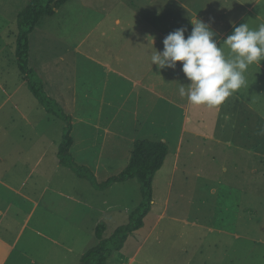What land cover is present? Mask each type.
Here are the masks:
<instances>
[{
  "label": "rangeland",
  "instance_id": "1",
  "mask_svg": "<svg viewBox=\"0 0 264 264\" xmlns=\"http://www.w3.org/2000/svg\"><path fill=\"white\" fill-rule=\"evenodd\" d=\"M246 1L69 0L54 15L43 16L31 33L30 65L46 82L50 73L53 79V73L37 65L41 60L56 64L64 72L66 84L73 83L79 94L80 105H62L76 122L72 131L77 140L76 154L86 135L92 141L97 140L95 146L101 145L103 150L114 145L110 154L113 158L108 155L110 152H101V159L95 156L87 160V155L84 158L78 155V163L92 168L100 163V169L95 167L99 181L118 174L128 164L136 140L168 138L169 153L154 178L152 210L144 226L127 239L124 255L116 251L109 264L127 260L139 247L138 264H264V119L261 116H264V79L258 77L254 82L258 94L249 89L252 86L248 88L255 95L253 98L248 93L251 105L213 108L194 105L182 130L183 109L155 105L151 93L142 85L135 86L118 74L123 72L141 83L155 85L158 91L187 104V97L179 95L180 84L186 87L189 83L181 71V62H177L175 69L158 70L151 65V55L163 50L167 36L164 29L169 23L174 30L192 28L186 24L190 15H186L185 25L176 15L183 12L181 5H193L195 11H204L213 23H218L219 17L227 18L229 25L231 17L237 18L244 10ZM248 2L240 24L247 23L255 29L264 23V0ZM258 2L263 11L255 8ZM28 3L29 0H0V155L3 157L0 176L24 184L25 192L33 197L38 178L39 185L44 180L45 196L39 199L30 217V227L20 236V246L25 245L35 227L44 235L41 245L53 249L56 244L52 238L58 236L63 226L68 228L75 223L83 236L66 240L72 242L75 252H83L97 244V223L106 224L104 236L109 237L129 221L142 200L141 185L137 179H130L97 189L71 168L59 164L58 148L66 121L46 111L29 89L17 64V19ZM172 13L176 16H171ZM171 17L176 19L171 21ZM160 34L163 35L158 37ZM253 68L254 64L248 67V74ZM261 71L255 72L256 75H262ZM67 74L69 77H64ZM46 85L50 92L56 90L50 81ZM156 99L160 103L164 101L158 96ZM100 101H104L101 104L104 114L98 111ZM155 106L158 109L153 114ZM92 115L94 122L103 125H94V131L88 135L80 117L91 119ZM151 115L157 122L152 129L156 133H149L150 126L146 125V117ZM41 132L48 136L46 145H49L42 157L31 147ZM255 144L261 145L258 152ZM106 163L110 165L104 167ZM54 189H61L66 195H58ZM68 194L96 202L98 208L99 203L108 205L110 211L99 215L89 206L78 205L77 211L83 216L76 217L71 212L72 200ZM7 198L12 203L9 220L15 219L10 235L16 237L33 203L24 202L12 193ZM49 254L53 261L54 255ZM36 255L48 257L45 251Z\"/></svg>",
  "mask_w": 264,
  "mask_h": 264
},
{
  "label": "crops",
  "instance_id": "2",
  "mask_svg": "<svg viewBox=\"0 0 264 264\" xmlns=\"http://www.w3.org/2000/svg\"><path fill=\"white\" fill-rule=\"evenodd\" d=\"M259 3L260 2L255 3V8L258 11H263L262 9L259 8V5H258ZM249 4H250V2H248V0L243 3L244 10L242 12L248 10ZM181 6L183 7V12H179L176 14L178 16V19H181L182 21H184L188 17L186 15L187 14L190 15V19L187 20V23L185 21L183 22L184 25H185V23L191 25L190 20L195 19L196 17L198 19L203 20L206 23H209L211 25L212 29L215 31V33H218L215 38L219 42H221L222 46H223V40L226 39V36H228L230 34V32L232 31V28L234 26H238V24L243 22L242 21V17H243L242 12L239 13L237 18L231 17L232 22L229 25H227L228 24L227 18H224L221 20L219 17V20H218L219 24L216 22L213 23L211 16L204 13V11H202V12L201 11H198V12L195 11L194 8H196V7H194L193 5L184 4ZM176 15H174L172 13L171 16H176ZM257 15H259V14L257 13ZM245 17L247 20L248 14ZM173 19H176V17H171V21ZM246 20H244V21H246ZM167 26H168V28L166 27L163 31L164 35H168L169 33L173 32L174 28H175V27H173L172 23H169ZM169 31H171V32H169ZM190 31H191V29L185 33L186 37ZM163 34H160L157 36L160 37ZM157 41H158V39L155 38L154 42H157ZM30 50H31V48H30ZM44 51L45 50H43V52ZM228 51L229 50L225 46L224 47L225 55L228 54ZM85 57H88L87 54H85ZM38 59H39V56H38ZM60 60H62V59L60 58ZM50 61H52V60H50ZM42 62L43 61L41 60L40 63L37 65V68H39V69L40 68H46V69L50 70L53 73V79L55 78V80H53L52 77L50 76L51 73L49 74V79L47 81H50L51 85L53 84L56 88V90L51 91V92L49 90V87H47V85H46L47 81L46 82L44 81L45 87H46L48 93L50 95L52 93H54L55 95L52 94V95H54L53 97H55V98L57 97L59 100L57 98L56 99L60 102L61 105H64V104L65 105H80V103H79L80 98H79V94L76 92V87L73 83L66 84V81H64V79H63V73L64 72L60 71L57 68L58 66L56 64L55 65H49L47 62H44V63H42ZM50 66H51V68H50ZM258 71H261V73H263V74L257 76L256 73ZM68 74L64 75V77L68 78L69 77ZM118 74H120L121 76H123L127 80H131L135 86H137V85L141 86L142 85L144 87V89H146L149 93H151L152 101L157 103L155 105H158V104L166 105V108L171 109V110H175L178 108L183 109L184 114H185V119H184V127L182 130H184L186 128V123H188V121H189V118H188L189 109L192 108L194 105H192L190 103H187L185 105L180 104L177 100H175L174 97L166 95L164 92L158 91L157 89H155V85L141 83L140 80L133 79L123 72H118ZM244 75H245V79H246L245 85L242 86L239 90L235 91L221 105H251L248 102V100H249L248 99V93L253 98L255 97V95L253 93L258 94L257 89L254 87L255 86L254 82L256 81V78H258V77H261L264 79V61H261L259 63H254L253 72L250 71V73L248 74V69H247V71L245 72ZM251 86L254 88H252ZM249 87H251V88H249ZM248 88L253 93L248 92ZM173 95H177V94H173ZM156 96H158L160 99H162L164 101H162L161 103L158 102L156 99ZM253 98H252V100H253ZM102 102L104 103V101L99 102L100 109H98V111L100 114H104L103 105H101ZM86 104H88V103L86 102ZM149 104H151V103H149ZM190 105H192V106L190 107ZM89 108H92V106H90ZM156 109H158L157 106H155L153 108V110H152L153 114H156ZM137 114L139 115V113H137ZM261 116H262V119H264V116L263 115H261ZM24 118L26 119V121L29 124L32 123L30 120H28L26 118V115ZM72 118H73V130L72 131H74L76 122L74 123V117L73 116H72ZM80 118H81L80 120H84V126L86 128L88 135H89V133L94 131V128H93L94 125H100V124L103 125L100 122H98V123L94 122L93 121L94 120L93 115L91 116V119H90V116H88L84 119L82 117H80ZM137 123H140L139 120L137 121ZM123 124L121 122V125H123ZM156 124H157V122L155 121V116L151 115V116L146 117V125L150 126L149 130L151 131V132L149 131V133H153V132L156 133V130H154V131L152 130L154 127L156 128V126H155ZM137 133H139V132L137 131ZM73 137H74V144L72 146L73 151H72V149H71V151H72L76 161L78 159V155H79V157H83V158H84V155H87V158H85L87 160H90L92 157H95V156L98 157L99 159H101V157H100V155H102V154H100L101 152H103V153L104 152H106V153L110 152V153H108V155H110L111 150L114 149V145H113L112 148H110V149L107 148V150H103L105 148L102 147L101 145L95 146L94 142L97 144V140L92 141V139H90L89 136L86 135L85 136L86 138H84L82 140L81 146L77 150V154H76L75 147L77 144V140H76L75 136H73ZM148 139H150V138H148ZM152 140H154V139H152ZM161 140H164L168 143V138L163 137V138H161ZM117 141H119V140L117 139ZM47 142H48V136L45 133L41 132L39 134V136L37 137V139L32 141L31 147L35 148L36 149L35 152L36 153L39 152L41 157H42L46 154L47 149H49V145H46ZM91 142L93 143V145L90 144ZM98 142H99V140H98ZM259 148H261V145L255 144V152H258ZM251 149H253V148H251ZM251 149H249V150H251ZM58 150H59V148H58ZM81 153H82V155H81ZM103 157L108 158L106 156H103ZM110 157L113 158L114 156L110 155ZM0 158L3 159V157L1 155H0ZM128 162H129V159H128ZM79 164H84V165L89 166V164H86V163H79ZM90 164L94 166V164H92V161H90ZM109 165L106 163V165L104 167H108ZM89 167L95 172V174L97 176L98 170L96 168L100 169V167H101L100 163H97L95 165L96 168L95 167L92 168L91 166H89ZM0 174H1V172H0ZM45 191H46V187L44 185V180H43L42 184L39 185V178H38V185H37V189H36V196L33 197L28 192H25V185L24 184H20L17 180L6 179L5 177L0 176V264H8V263L9 264H79L80 263L82 255L88 249L84 250L83 252H81V251L75 252L73 246H71L72 242L71 241L67 242V240H66L69 237H73V236H77V235L81 236V237L83 236V231H81V229L78 230L75 223H73L72 225L70 224V226L68 228L63 226L60 229L61 231H59V234L57 236L58 238L57 237L55 239L52 238V241L54 242V244H56V247H54L53 249L47 250L45 247H43V245H41V243H43V236L44 235H42V232L39 231L35 227L32 228L33 229L32 232H29L30 236L25 241V243H24L25 245L24 246L19 245V243H20L19 238L23 234L24 230H26L30 227V217L33 214L35 208L38 207L39 202H40L39 199L44 198ZM53 191L58 195H64V196L66 195L64 192L62 193L61 189H54ZM10 193L16 195L17 198L24 199L25 200L24 202L33 203V206L31 208L30 212L27 214V216L24 220L22 228L19 230L16 237L14 236L15 238L10 235L11 230L14 226V221H15V219L9 220L10 209H11L12 203H11V201L8 200L7 196ZM67 196H69L68 198H70L72 200V202L69 205H71V212L75 213L76 217L80 216L81 214L83 216V213L81 211H80V213H78V211H77V209L79 210L78 205L89 206L90 208H93L95 211H98L99 215H102V213H104V212L110 211V207L108 205H102V203H99L100 208H98V207H96L98 204L96 202H87L84 199H79L76 196H72L70 194H68ZM21 205L17 206L18 209L20 207V210H21ZM98 221H100V220H98ZM20 222L21 221H19V223ZM97 225H98V223L96 224V227H97ZM79 232H80V234H79ZM237 236H239V235H237ZM140 248L141 247H139L137 249V251ZM122 250H123V248H122ZM122 250H120V252H122ZM44 251L48 253V257L41 258V257H38L36 255V254H43ZM71 252H74L76 255H71L70 254ZM136 252L131 254V256L127 260H120V263H119V261L115 260L116 261L115 264H138L137 263V254L138 253H136ZM49 253H52L54 255L53 261L51 260L52 258H50ZM121 254L124 255L123 252ZM139 264H144V263H139Z\"/></svg>",
  "mask_w": 264,
  "mask_h": 264
},
{
  "label": "trees",
  "instance_id": "3",
  "mask_svg": "<svg viewBox=\"0 0 264 264\" xmlns=\"http://www.w3.org/2000/svg\"><path fill=\"white\" fill-rule=\"evenodd\" d=\"M69 0H29L27 7L18 15L19 32L16 41L17 64L29 89L46 110L66 121L62 141L58 150L59 163L71 168L79 177L89 180L97 189H106L117 182L137 179L141 185L142 200L130 215L129 221L105 237V223H99L95 235L97 244L88 249L79 264H109L110 257L122 250L130 235L142 228L154 202V178L169 153V144L164 140L138 139L135 141L128 164L118 174L99 181L95 172L87 165L79 164L71 149L74 144L73 118L60 102L51 96L43 77L30 65V35L43 16H52Z\"/></svg>",
  "mask_w": 264,
  "mask_h": 264
},
{
  "label": "clouds",
  "instance_id": "4",
  "mask_svg": "<svg viewBox=\"0 0 264 264\" xmlns=\"http://www.w3.org/2000/svg\"><path fill=\"white\" fill-rule=\"evenodd\" d=\"M190 23L187 37V27H180L164 38L163 50H156L150 57L151 65L158 70L175 69L181 62L189 83L186 87L180 84L179 95L186 96L192 105L218 107L245 85L248 67L264 61V23L255 29L247 23L234 26L223 46L209 23L197 17Z\"/></svg>",
  "mask_w": 264,
  "mask_h": 264
}]
</instances>
